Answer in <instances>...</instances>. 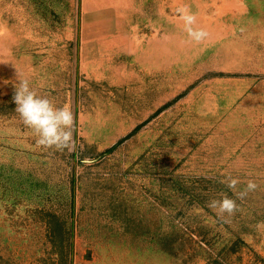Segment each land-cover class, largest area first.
I'll use <instances>...</instances> for the list:
<instances>
[{"label":"rangeland","instance_id":"1","mask_svg":"<svg viewBox=\"0 0 264 264\" xmlns=\"http://www.w3.org/2000/svg\"><path fill=\"white\" fill-rule=\"evenodd\" d=\"M159 1L162 29L146 24L147 38L161 34L164 77L176 84L163 88V125L140 155L87 152L74 166L73 215L77 147L36 145L12 102L26 76L12 75L7 44L0 264H264V0ZM185 14L203 40L188 35ZM229 173L237 190L257 189L237 199L221 183ZM221 193L239 206L227 222L207 206Z\"/></svg>","mask_w":264,"mask_h":264},{"label":"crops","instance_id":"2","mask_svg":"<svg viewBox=\"0 0 264 264\" xmlns=\"http://www.w3.org/2000/svg\"><path fill=\"white\" fill-rule=\"evenodd\" d=\"M163 22L159 0H4L0 65L9 43L12 75L24 73L33 90L73 114L71 197L74 166L87 152L93 160L123 149L140 155L163 125V88L176 84L164 77L161 34L148 40L146 27Z\"/></svg>","mask_w":264,"mask_h":264},{"label":"clouds","instance_id":"3","mask_svg":"<svg viewBox=\"0 0 264 264\" xmlns=\"http://www.w3.org/2000/svg\"><path fill=\"white\" fill-rule=\"evenodd\" d=\"M184 20L188 35L199 42L207 36L203 29H194L191 25L195 22V16L185 14ZM15 104V111L19 114L23 124L32 131L35 136L36 145L43 149L63 150L72 145L74 118L68 107H57L48 97L39 95L30 87L28 79H21L19 86L15 87L12 96ZM221 183L233 191L237 199L243 200L249 192L257 189L258 185L254 180H248L243 190H237L240 183L238 178L230 173L226 174ZM217 217L227 222L228 217L238 211L236 199L221 193L220 199H212L207 205Z\"/></svg>","mask_w":264,"mask_h":264},{"label":"trees","instance_id":"4","mask_svg":"<svg viewBox=\"0 0 264 264\" xmlns=\"http://www.w3.org/2000/svg\"><path fill=\"white\" fill-rule=\"evenodd\" d=\"M112 149V148H111ZM72 189H73V191H74V183L72 184ZM73 194V196H72V205L74 204V193H72Z\"/></svg>","mask_w":264,"mask_h":264}]
</instances>
